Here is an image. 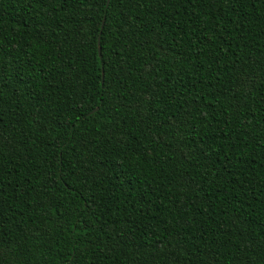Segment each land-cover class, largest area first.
I'll use <instances>...</instances> for the list:
<instances>
[{"label": "trees", "instance_id": "trees-1", "mask_svg": "<svg viewBox=\"0 0 264 264\" xmlns=\"http://www.w3.org/2000/svg\"><path fill=\"white\" fill-rule=\"evenodd\" d=\"M0 264H264V0H0Z\"/></svg>", "mask_w": 264, "mask_h": 264}, {"label": "water", "instance_id": "water-1", "mask_svg": "<svg viewBox=\"0 0 264 264\" xmlns=\"http://www.w3.org/2000/svg\"><path fill=\"white\" fill-rule=\"evenodd\" d=\"M110 0H108V3H109ZM102 28H103V25H102Z\"/></svg>", "mask_w": 264, "mask_h": 264}]
</instances>
